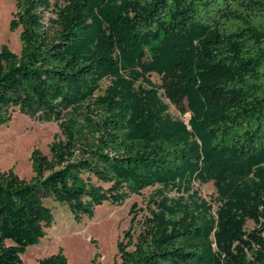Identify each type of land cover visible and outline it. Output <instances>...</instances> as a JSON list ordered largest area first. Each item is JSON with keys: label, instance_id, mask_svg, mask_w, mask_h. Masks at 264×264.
I'll list each match as a JSON object with an SVG mask.
<instances>
[{"label": "trees", "instance_id": "obj_1", "mask_svg": "<svg viewBox=\"0 0 264 264\" xmlns=\"http://www.w3.org/2000/svg\"><path fill=\"white\" fill-rule=\"evenodd\" d=\"M14 1L21 51L0 47V127L18 112L58 133L32 151L29 182L0 171V264L45 237L47 202L79 224L147 188L119 264H264V0ZM37 264L68 262L59 250Z\"/></svg>", "mask_w": 264, "mask_h": 264}, {"label": "rangeland", "instance_id": "obj_2", "mask_svg": "<svg viewBox=\"0 0 264 264\" xmlns=\"http://www.w3.org/2000/svg\"><path fill=\"white\" fill-rule=\"evenodd\" d=\"M51 2L54 4L59 0ZM14 13V0H0V47L6 45L14 54H19L22 29L11 31L9 28ZM44 16L45 21L53 18L51 13ZM151 82L160 87L158 76L152 75ZM108 84V80L102 81L101 91ZM163 101L169 105L168 113L172 118L188 121L189 114L181 115L167 100ZM57 133L58 127L55 123H38L14 112L12 120L6 126L0 127V171L4 173L12 170L20 180L29 182L33 177L30 163L32 151L37 149L47 154L48 145ZM193 189L216 210V193L212 183L202 185L196 182ZM153 190L147 188L140 196H131L119 207L105 203L95 209L91 220L85 219L79 224L73 221L66 207L61 208L47 202L54 214V224L38 245L25 251L21 256V264H37L38 260L49 257L59 250L63 251L68 264H119L117 243L122 241L124 231L129 228L130 207L136 204L137 209L143 210L145 201ZM174 195L171 193L170 196ZM143 215L144 212H139L136 220H140ZM254 227L252 222H248L246 230L250 231Z\"/></svg>", "mask_w": 264, "mask_h": 264}]
</instances>
